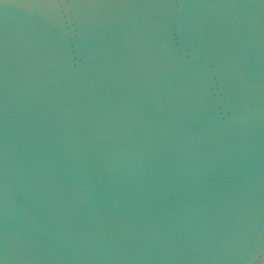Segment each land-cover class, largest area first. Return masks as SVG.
Returning a JSON list of instances; mask_svg holds the SVG:
<instances>
[{
	"label": "water",
	"instance_id": "1",
	"mask_svg": "<svg viewBox=\"0 0 264 264\" xmlns=\"http://www.w3.org/2000/svg\"><path fill=\"white\" fill-rule=\"evenodd\" d=\"M0 264H264V0H0Z\"/></svg>",
	"mask_w": 264,
	"mask_h": 264
}]
</instances>
